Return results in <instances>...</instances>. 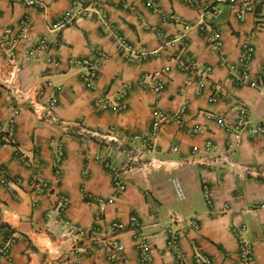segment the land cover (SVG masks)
Returning <instances> with one entry per match:
<instances>
[{
	"label": "crops",
	"instance_id": "obj_1",
	"mask_svg": "<svg viewBox=\"0 0 264 264\" xmlns=\"http://www.w3.org/2000/svg\"><path fill=\"white\" fill-rule=\"evenodd\" d=\"M44 2L41 8L0 0V37L12 38L21 20L30 19L14 57L8 41L0 53V125L14 126L10 143L0 145V247L15 236L0 264H115L108 254L116 242L125 243L128 260L137 263L138 232L152 242L153 264H177L179 258L184 264H236L239 237L250 244L254 264H264V136L242 132L230 150L236 163L231 172L217 158L232 138L216 120H232L244 107L250 123L264 125V0L241 16L242 0L235 6L228 0L77 5L102 6L109 27L94 10L59 26L72 0ZM211 6L222 10L218 17L204 12ZM201 13L220 33V48L201 30ZM114 33L126 38L127 48ZM43 37L47 43L39 48ZM244 44L256 50L246 80L239 61ZM98 51L107 58L88 87L80 60L96 58ZM187 58L196 61L194 75L180 70ZM156 72L165 83L160 91ZM50 100L69 132L35 111ZM98 101L128 106L102 108ZM156 111L171 119L154 135ZM79 125L93 134H80ZM190 127L202 131L189 133ZM113 169L123 181L119 193ZM132 216L139 228L131 225ZM170 229L179 235L176 248L167 243Z\"/></svg>",
	"mask_w": 264,
	"mask_h": 264
},
{
	"label": "built area",
	"instance_id": "obj_2",
	"mask_svg": "<svg viewBox=\"0 0 264 264\" xmlns=\"http://www.w3.org/2000/svg\"><path fill=\"white\" fill-rule=\"evenodd\" d=\"M125 1V0H124ZM188 5L193 6L197 3L198 0H184ZM232 6L236 5V0H228ZM260 0H242L244 3V7L242 9H239L237 14L239 16L242 15L244 10H253L255 8V5ZM26 4L28 6H35V7H44L45 2L44 0H25ZM83 0H72V6L62 15L60 21L58 22L59 26H65L68 24H71L74 21V18L80 13H87L89 11L94 10L100 17V19L104 22L103 25L106 27H109L110 24L107 22V14L102 8V6H99L98 4H95V6H83L81 10H77V5L81 4ZM221 9L217 6H211L207 7L204 12L209 13L212 17L216 18L221 13ZM203 14H200L199 17V24L201 30L205 33V36L216 46L217 48H220L223 45V39L220 36V33L215 30L209 29L207 23L203 19ZM106 21V22H105ZM30 27V19L28 16H25L21 22L19 31L14 33V36L12 38L5 36L0 37V53L4 49V45L2 43L9 42L10 48L6 49L9 50V55L13 58L15 55L14 52V46L18 42V40L21 37V34L26 32L28 28ZM12 30H7V35L11 34ZM114 35L117 37L119 43L121 46L127 48L128 42L124 36H121L118 33H114ZM47 43V38L43 37L39 40L37 47L41 48L45 46ZM256 53V50L254 46L249 44H244L242 53L240 55L239 61L243 65L244 69L242 71V77L244 80L249 79V73H248V66L250 62L252 61L254 55ZM107 58V55L103 51H98L96 58H84L80 60V62L86 66L87 72L84 74V80L88 87L94 86V81L98 76L99 73V67L101 63ZM223 62H225V59L223 58ZM262 71L264 72V64L262 65ZM180 70L183 72H186L187 74L194 75L196 73V61L192 58H187L180 66ZM160 72L155 73V89L157 91H160L164 89L165 83L160 80ZM255 85V82L253 83ZM2 92V88L0 86V95ZM53 103L54 100H50L47 103L44 104H37L35 106V111L39 112L43 119L57 122L60 124L62 130L64 132L70 131V125L63 120H59L57 116L54 114L53 110ZM97 104L101 106L102 108L111 106L115 109H125L127 108L128 104L126 101H122L113 105L108 104V102H101L98 101ZM185 111V107L183 106L180 111V113H183ZM170 116L167 114H162L159 111L155 112V120L153 124V134L157 135L160 133L167 122L170 120ZM218 125L226 129L228 133L230 134V137L232 138L229 144L228 151H225L224 153L218 155V160L222 162L223 167H226L231 172H236V163L232 158V153L230 152L231 148H234L236 144L241 139L242 132L247 131L254 135L264 136V125L263 124H254L250 123L248 120V112L244 107H239L238 111L235 114V118L232 120H228L227 118H224L222 116H218L216 118ZM14 129V126L12 122L9 123V127L4 130L3 127L0 125V132L6 131L8 135L0 136V145H7L10 143V135L12 134V131ZM202 131V128L200 127H190L188 128L189 133H199ZM78 132L80 134H83L85 136L93 134L91 131H89L85 126L79 125ZM208 147H212L213 143L212 141L207 142ZM150 166L155 167V164H151ZM247 172L252 174H258L260 173L259 170H255L253 168H246ZM0 175L4 176V169L2 166H0ZM113 180L116 187V192L119 193L123 190V181L121 179L120 173L118 170L113 169ZM3 182H7V177L3 178ZM41 187V186H40ZM205 192H206V198L209 203H213V197L210 192V189L208 186H205ZM264 206V205H263ZM102 217L101 215L97 216V220L101 221ZM192 223H195V221L192 219ZM131 225H134L139 228V220L137 216H132L130 220ZM123 224L120 223H113V228H122ZM238 237L240 236L239 233H236ZM69 236L73 237L72 232H69ZM179 235L177 231L170 229L169 230V236H168V246H171L173 248H176L178 243ZM135 239L137 241V246L139 250V259L137 263H131L128 260V256L126 254V245L123 242H116L114 243V246L109 248V254L108 258L113 261L115 264H153V247L152 242L141 234V232H138L135 234ZM240 239V248H239V259L236 262V264H254V257L252 253V248L248 242L243 240L241 237ZM15 241L14 235H9L6 241L1 245L0 247V254L2 256H9L10 254V248L11 245ZM177 264H184L183 260L179 258V261Z\"/></svg>",
	"mask_w": 264,
	"mask_h": 264
}]
</instances>
